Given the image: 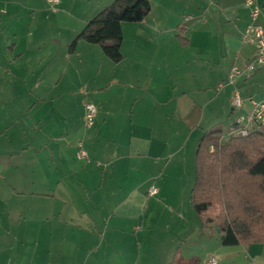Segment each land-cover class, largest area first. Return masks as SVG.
Segmentation results:
<instances>
[{
	"label": "crops",
	"instance_id": "0c3cea01",
	"mask_svg": "<svg viewBox=\"0 0 264 264\" xmlns=\"http://www.w3.org/2000/svg\"><path fill=\"white\" fill-rule=\"evenodd\" d=\"M2 1L0 18L8 13ZM112 1L63 0L70 36ZM149 2L141 22L121 25L122 60L114 63L101 51L113 66L104 62L110 73L94 86L97 112L89 130L82 128L85 105L72 96L81 92L98 45L79 40L72 52L66 50L52 81L69 89L61 93L39 83L25 115L12 98L9 120L3 111L9 97H0V138L5 136L6 150L16 151L0 157V264H201L212 253L218 264H264L263 243L226 246L218 231L211 242L214 228L200 223L190 203L200 130L226 110L228 86L217 85L236 58L254 53L241 42L248 9L244 0ZM258 2L264 23V0ZM188 33L190 38L183 36ZM18 44L2 41L8 62L27 50ZM50 62L46 56L36 61ZM124 64L130 67L127 78ZM257 71L237 81L239 95ZM252 94L264 101L263 91H249L240 96V107L229 98L231 112L246 114ZM78 143L85 146L86 162L75 156ZM26 147L34 155L25 161V184L16 172L7 175L19 168L16 156ZM152 185L157 193L149 195Z\"/></svg>",
	"mask_w": 264,
	"mask_h": 264
},
{
	"label": "trees",
	"instance_id": "16d2710c",
	"mask_svg": "<svg viewBox=\"0 0 264 264\" xmlns=\"http://www.w3.org/2000/svg\"><path fill=\"white\" fill-rule=\"evenodd\" d=\"M149 13V0H113L87 21L68 50L83 40L118 63L122 23L141 22ZM257 127L246 135L229 131L227 138L221 129H210L197 143L190 203L201 224L218 228L226 246L264 244V123Z\"/></svg>",
	"mask_w": 264,
	"mask_h": 264
},
{
	"label": "rangeland",
	"instance_id": "374dc122",
	"mask_svg": "<svg viewBox=\"0 0 264 264\" xmlns=\"http://www.w3.org/2000/svg\"><path fill=\"white\" fill-rule=\"evenodd\" d=\"M24 1L25 0H23V4H18V0H7L8 4L5 1H2L8 5V13L6 16L3 15L0 18V48L2 41H4V43L7 42L9 44L13 42H19L18 45L20 47L21 45H23V47L27 49L22 54V56H20L16 60H11V62H8L6 60V56L10 57L9 55H11L9 51L5 52L6 55L4 54V51L3 54L0 52V97H9L3 109L4 112L9 114V120H11L12 118V107L10 105V101L13 100L12 98H14L19 104H21L23 110L25 111V115V109L32 102V93L36 91L37 85L39 83L44 82V84H46L48 88L50 86L61 93H65L69 89V86L65 83H59L58 85H56V81H52V79H55L57 77V70L59 68L58 64L63 61L65 51L68 50L67 46H69L71 40L74 37V34H71L70 36V28L67 25L69 22L62 15L63 0H58L57 3L49 2L48 0H30L32 4H29L26 1L25 3ZM11 6L16 7V11L13 12L11 10ZM16 27L18 28L17 30L14 29L13 32L9 31V28ZM28 28L30 32L28 31ZM13 33L16 35L14 36ZM183 36L186 38H190V33L183 34ZM81 44L86 43L82 42ZM127 44L128 43H126V46ZM93 48H95L96 52L98 53L95 54V56L93 54V56L89 58L90 66L87 71L82 74L81 81L83 82L84 86L82 88H79L81 92L78 93L80 95L76 93V95L72 96V99H77L84 105L86 103H95V93H92L94 86L96 84H100L101 78L104 76L106 77L108 73H110V71L108 72V69L104 67V62H108L110 69L113 66V63L103 57L99 47ZM15 53H19V49H17ZM44 56H46V59H49L51 62L41 65L37 64L36 61ZM124 60L127 61V58H125ZM99 66H101V70L100 73L97 74ZM123 68L124 70L121 74L125 78H127L130 67L124 64ZM253 77V80H255L256 88L251 85L254 81L250 80L246 84V87H248V89L243 86V91L240 94L242 99L245 95L247 96L249 94V91L256 92L257 90H260L261 92H264V68L258 70ZM242 84H244V82H242ZM250 85L252 86V89ZM227 86L228 87L226 88V91L228 93L225 112L221 110V112L217 114V117L212 119L211 122H204L205 126H201L202 128L200 130L202 131L201 135L205 132V129L208 128L221 129L224 132V138H227L231 135L229 134L228 129L234 126L233 122L237 117H240L239 114L241 112H231L229 98L233 97L234 93H232L231 89V94L229 95V90L231 87H234L229 84H227ZM113 88L111 89V91H114ZM252 96H255L253 98H255L256 100L260 99L259 96L255 94H252ZM78 101H74V105H76ZM55 103L56 102L54 100L52 104L55 105ZM243 113L241 114L243 115ZM252 127H254V129H258L257 126ZM82 128L84 130L90 129V127L88 128L85 126V122H83ZM35 136L39 138V142H43L40 131H37ZM4 140L5 136H2V138H0V157L14 156L16 151L9 149L6 150L2 144V141ZM195 141L196 138L195 140L194 138H192L190 146L194 144ZM82 147L84 148L85 146ZM26 150L27 152L25 154L16 156L17 160L19 161V168L7 175L8 177L12 178L13 173L16 172L17 174H19V176L24 178L25 184L28 181V169L26 168L25 161L26 158L34 155L32 152H30L28 147H26ZM76 150L77 146L75 148V156ZM191 157L192 156H190V160ZM86 161V159L82 160V162ZM13 181L14 180H12V182ZM209 233L212 236V239H210V241L216 242L219 236L216 229H210ZM184 246L185 244H183V247ZM211 257L217 258V256L213 253L209 254L202 260L201 264H209V258Z\"/></svg>",
	"mask_w": 264,
	"mask_h": 264
},
{
	"label": "built area",
	"instance_id": "2783aa9c",
	"mask_svg": "<svg viewBox=\"0 0 264 264\" xmlns=\"http://www.w3.org/2000/svg\"><path fill=\"white\" fill-rule=\"evenodd\" d=\"M48 1L58 2V0ZM244 5L248 9L249 20L242 32L241 42L252 46L254 53L249 58H236L228 71L227 78L217 85L218 89L223 88L227 84L234 87L232 105L236 107L241 106L237 81L259 68H264V23L261 19V6L258 0H244ZM250 104V110L246 114L241 115L236 121V128L230 130L232 134L246 135L252 126L264 123V101L251 99ZM96 112L97 108L93 103L85 104L84 122L87 127H91L94 124ZM76 157L87 161L89 159L80 143L77 145ZM155 193H157V188L152 185L149 188V195H154ZM209 264H218L217 259L215 257L209 258Z\"/></svg>",
	"mask_w": 264,
	"mask_h": 264
},
{
	"label": "water",
	"instance_id": "95a60500",
	"mask_svg": "<svg viewBox=\"0 0 264 264\" xmlns=\"http://www.w3.org/2000/svg\"><path fill=\"white\" fill-rule=\"evenodd\" d=\"M216 231H218V228L216 227Z\"/></svg>",
	"mask_w": 264,
	"mask_h": 264
}]
</instances>
